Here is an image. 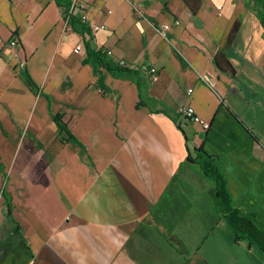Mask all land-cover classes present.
I'll list each match as a JSON object with an SVG mask.
<instances>
[{
  "label": "crops",
  "instance_id": "1",
  "mask_svg": "<svg viewBox=\"0 0 264 264\" xmlns=\"http://www.w3.org/2000/svg\"><path fill=\"white\" fill-rule=\"evenodd\" d=\"M81 1L89 23L105 26L90 31L92 45L132 72L96 74L89 26L67 27L56 0H0V264H224L192 243L225 218L187 156L201 146L212 155L235 206L264 228L255 218L264 211L263 8L203 0L193 15L182 0ZM221 52L234 75L218 70ZM186 104L208 131L179 118ZM55 115L82 146L61 141ZM222 116L243 144L221 133ZM218 135L224 143L208 152ZM185 167L198 168L203 186L180 178ZM236 244L257 264L255 246Z\"/></svg>",
  "mask_w": 264,
  "mask_h": 264
},
{
  "label": "trees",
  "instance_id": "2",
  "mask_svg": "<svg viewBox=\"0 0 264 264\" xmlns=\"http://www.w3.org/2000/svg\"><path fill=\"white\" fill-rule=\"evenodd\" d=\"M57 3L64 8V12L67 13L70 9V0H56ZM185 6L190 10L193 15H197L201 9L203 0H182ZM256 3L263 9L259 12V18L264 26V0H256ZM77 22L76 17H71L70 25L74 29ZM238 31V24H236L231 32L229 41H233L235 34ZM85 39V48L88 54L87 62L91 63L96 74L104 69L108 72H132V69L119 64L111 63L107 60V51L102 48L93 46L90 37V29L85 28L82 32ZM215 62L218 70L225 74H235V69L231 62L226 58L223 52L219 53L215 57ZM27 81L31 86H35L31 78L27 76ZM100 82L103 83V78L100 76ZM54 121L59 127L61 134V141L66 142L69 140L75 141L81 145L80 142L67 130L66 125L63 123L61 116L55 115ZM65 134V136L63 135ZM67 136V137H66ZM82 146V145H81ZM197 157L192 159L190 154L187 156V161L198 164L203 175L212 181L214 184V197L219 211L224 215L233 228L236 241H247L251 246L259 248L264 253V228L261 227L258 222L252 217L242 215L241 211L235 206L232 201L228 185L227 176L224 171L215 164L213 156L208 155L203 147L196 149Z\"/></svg>",
  "mask_w": 264,
  "mask_h": 264
},
{
  "label": "rangeland",
  "instance_id": "3",
  "mask_svg": "<svg viewBox=\"0 0 264 264\" xmlns=\"http://www.w3.org/2000/svg\"><path fill=\"white\" fill-rule=\"evenodd\" d=\"M228 119H229L228 116L227 119L223 118L222 116L220 120L221 124H219L222 130L221 133L222 134L226 133L227 134L226 136L231 137L232 139L238 141L240 144H243V142L245 141L246 134L241 133L240 130L234 125V122H230L231 120ZM221 142L223 144L224 140L219 135L215 138H212V141L207 146L208 152L212 153L215 152L217 149H219L220 146H222ZM255 169H258L259 171L260 168L257 166ZM250 172L251 173L249 174L252 175L254 174V171L251 170ZM262 175L264 176V169L262 171L261 176ZM200 176L201 175L198 173V168L192 170L190 168L185 167L183 168L180 174V178L186 181H190L195 188L203 186L200 184L201 183V181L199 180ZM253 202L257 203L258 200ZM243 210L246 211L244 207ZM259 212H260L259 215H257V217L255 216V218L259 222H261V225H263L262 221H264V211H259ZM241 214L244 215L243 213ZM221 220L222 221L219 224V226L212 231L208 230L202 233L195 232L194 234L197 235L200 234V235L197 236L192 243H207L204 248V253L208 255L220 256L225 260L224 264H229L228 261H230V259H236V258L242 259L243 264H245V262L250 264V261H252L251 253H248L243 246H238L236 244V243H242L243 241L241 242L236 241L233 228L231 227L229 221L227 219H221ZM217 243L220 245V247ZM253 251L255 252L254 256L257 264H264V253L261 250H259V248L257 247H255ZM235 264H240V261L238 260Z\"/></svg>",
  "mask_w": 264,
  "mask_h": 264
},
{
  "label": "built area",
  "instance_id": "4",
  "mask_svg": "<svg viewBox=\"0 0 264 264\" xmlns=\"http://www.w3.org/2000/svg\"><path fill=\"white\" fill-rule=\"evenodd\" d=\"M86 10H87V5L86 3H84L81 0H72L70 9L67 13H65V21H66V25L67 27L70 26V21H71V17H76L78 18L82 23L86 24L89 26L90 31L92 33H96L100 30L105 29L104 25H98V24H90L89 23V19L87 17L86 14ZM171 26L170 25H164L161 29L162 35L164 37H167V33L170 31ZM19 44L18 39H15L11 42V45L14 47H17ZM82 50V47H77V51ZM108 54V51H107ZM120 66H124L126 67L127 64L125 61H121L119 63ZM149 74L150 77L153 80H158L159 79V72L158 70L151 66L149 67ZM200 80L204 83L209 85L211 88H214V84L213 82L207 77V76H201ZM193 92L192 89H189L188 93L191 94ZM178 116L180 119L182 120H188L193 124L199 125L202 129V131H208L210 128V123L208 121H205L204 119H202L197 113L195 108L190 105V104H186L183 105L181 107H179L178 109Z\"/></svg>",
  "mask_w": 264,
  "mask_h": 264
}]
</instances>
